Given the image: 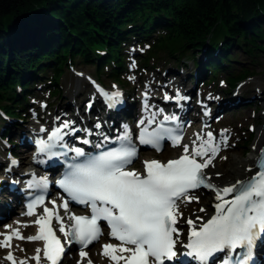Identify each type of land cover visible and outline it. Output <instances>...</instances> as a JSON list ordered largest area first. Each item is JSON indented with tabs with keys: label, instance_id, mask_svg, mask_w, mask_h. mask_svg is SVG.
Listing matches in <instances>:
<instances>
[{
	"label": "snow or ice",
	"instance_id": "6c2138e0",
	"mask_svg": "<svg viewBox=\"0 0 264 264\" xmlns=\"http://www.w3.org/2000/svg\"><path fill=\"white\" fill-rule=\"evenodd\" d=\"M130 67H135V63ZM97 90L106 98L110 108L123 102V94L119 90L107 92L99 86ZM143 95L142 111L147 115L137 122L139 144L150 145L160 151L162 142L169 140L172 147L181 149V153L167 161L145 160L142 162L143 170L137 171L129 168L137 158L138 147L127 124L121 125L119 135L109 137L103 132L93 133L87 127L74 126L75 120H62L57 116V126L50 131L43 126L39 129L41 133H47V138H38L36 145L38 154H44L48 159L63 157L67 163L62 178L54 183L67 193L68 199L60 197L59 205L51 199L52 207L45 206L50 181L47 176L37 179L33 173L32 179L26 182V188L38 191L28 193L32 198L27 204L26 215H36L37 206H43V214L34 221L38 226L37 234L25 238L18 229L7 225L5 227L9 231L0 233L4 236L0 247L11 248L13 238L43 241V249L37 248L36 255L29 259L35 264H42V260L44 264H60L66 248L77 244L81 258L78 264L85 260L86 264H93L86 249L103 235L100 221H106L109 237L120 242L102 246L100 254L109 264H187L182 257H190L197 264H250L253 261L257 242L264 239V149L260 150L256 162L258 170L254 175L221 188L204 170L212 165L220 144L227 146L225 133L229 130H220L218 140L212 131L204 132L202 129L194 134L191 145L182 143L185 125L175 113L162 115L164 108L150 105L148 91ZM163 98L177 103L189 99L179 90L174 96L165 92ZM91 106V103L87 105L88 108ZM153 108L156 110L152 111ZM161 115L162 119L157 121ZM165 122H173L175 126L166 127ZM153 124L156 126L152 127ZM94 127L100 129L101 125L98 122ZM77 132L85 133V137L76 136ZM92 135L103 138L94 144L97 149H102L96 154L86 153L83 147L65 139L75 137L79 143L89 145L93 142L87 137ZM109 143L116 146L108 147ZM18 163L11 159L7 171ZM200 188L215 193V213L206 219L201 216L184 218L180 205L194 200L198 203L199 196L194 193ZM71 202L84 205L90 213L79 215L71 212ZM60 209L64 210L63 215ZM199 211L206 210L200 208ZM65 218L69 223H65ZM181 223L189 226L186 243L180 239L182 229L177 225ZM177 245L187 251L178 252ZM5 259L16 264L11 251ZM19 264H26V261Z\"/></svg>",
	"mask_w": 264,
	"mask_h": 264
},
{
	"label": "trees",
	"instance_id": "16d2710c",
	"mask_svg": "<svg viewBox=\"0 0 264 264\" xmlns=\"http://www.w3.org/2000/svg\"><path fill=\"white\" fill-rule=\"evenodd\" d=\"M175 15L166 41L169 50L196 53L207 36L225 48L264 43V0H0V99L44 55L88 54L94 44L112 53L134 14ZM150 12V13H147ZM208 70V66H206Z\"/></svg>",
	"mask_w": 264,
	"mask_h": 264
},
{
	"label": "bare ground",
	"instance_id": "6f19581e",
	"mask_svg": "<svg viewBox=\"0 0 264 264\" xmlns=\"http://www.w3.org/2000/svg\"><path fill=\"white\" fill-rule=\"evenodd\" d=\"M259 130H263V133L260 137V140H264V128L261 127ZM245 163V161L239 157V153L235 152L232 154L230 160H229V169H228V178L234 177V176H240L242 173V170L239 169V164ZM225 180V179H224Z\"/></svg>",
	"mask_w": 264,
	"mask_h": 264
},
{
	"label": "rangeland",
	"instance_id": "374dc122",
	"mask_svg": "<svg viewBox=\"0 0 264 264\" xmlns=\"http://www.w3.org/2000/svg\"><path fill=\"white\" fill-rule=\"evenodd\" d=\"M242 54H244L242 51H241V53L240 54H235V55H239L240 57V59L239 60H244V56H242ZM262 60H264V54H263V57L261 58ZM237 153H239V155H240V153H241V151H238Z\"/></svg>",
	"mask_w": 264,
	"mask_h": 264
}]
</instances>
